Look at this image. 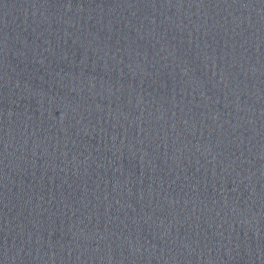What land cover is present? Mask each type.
Masks as SVG:
<instances>
[{"label":"water","instance_id":"water-1","mask_svg":"<svg viewBox=\"0 0 264 264\" xmlns=\"http://www.w3.org/2000/svg\"><path fill=\"white\" fill-rule=\"evenodd\" d=\"M0 264H264V0H0Z\"/></svg>","mask_w":264,"mask_h":264}]
</instances>
